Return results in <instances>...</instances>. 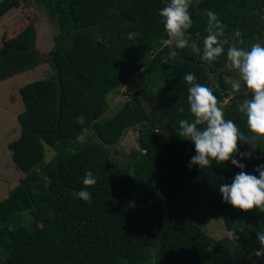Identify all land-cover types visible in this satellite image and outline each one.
Instances as JSON below:
<instances>
[{"label": "trees", "instance_id": "1", "mask_svg": "<svg viewBox=\"0 0 264 264\" xmlns=\"http://www.w3.org/2000/svg\"><path fill=\"white\" fill-rule=\"evenodd\" d=\"M20 1L29 0L0 1V18ZM31 1L56 23L53 47L44 56L54 73L19 88L24 104L17 116L20 133L8 148L25 175L0 200V264H240L228 234L214 238L196 220L209 210L220 215L227 233L256 237L264 230V213L244 212L223 201L218 186L230 184L241 171L231 161L189 168L195 146L180 137L179 120L192 119L183 76L195 73L197 82L213 88L226 119L246 133L237 106L249 94L242 82L233 92L226 80L235 75L226 66L228 45L216 62L203 61L196 49L203 48L208 10L225 26L230 45L245 50L253 43L264 45V0H192L189 46L174 57L158 15L166 0ZM111 19L122 20L116 37L120 45H132L126 56L100 37L103 29L99 37L94 33ZM35 38V27L28 23L2 40L0 79L43 62ZM143 84L153 87L157 112L143 107L138 92ZM122 86L131 100L103 118L107 94ZM225 93L230 98L224 103ZM135 127L138 148L120 165L113 159L116 145ZM85 131L93 138L71 150ZM44 144L58 149L48 161ZM239 151L251 152L250 158H236L243 171L258 176L264 143L254 151L241 143ZM89 171L97 181L87 189L91 203L74 195L84 188Z\"/></svg>", "mask_w": 264, "mask_h": 264}, {"label": "clouds", "instance_id": "2", "mask_svg": "<svg viewBox=\"0 0 264 264\" xmlns=\"http://www.w3.org/2000/svg\"><path fill=\"white\" fill-rule=\"evenodd\" d=\"M192 0H166L158 11L168 40L169 55L176 56L177 50L189 46L186 33L193 27V20L189 11ZM207 34L203 37V48L196 51L205 62H216L225 55L227 67L238 73V80L231 85L233 92H239L241 82L246 88L249 98H245L237 106L246 122L247 132L241 129L232 119H226L224 106L218 101L214 90L197 82L195 73L188 72L183 76L187 85V103L192 119H180V137H185L195 146V155L191 157L189 168L199 166L206 169L215 162L223 165L231 161L232 165L240 168L230 184L218 186V190L225 203L244 212L251 210L264 213V165H259L255 171L259 175L243 171L245 165L236 158H250L251 152L241 153L239 145L247 144L249 149L255 150L264 143V45L253 43L249 50L236 45H230L225 36V26L219 22L217 15L208 10ZM197 38L200 34L196 33ZM184 111L183 108L180 109ZM84 188L75 192L78 198L91 203L89 186L97 183L92 172H87L82 181ZM260 248L254 252L257 258L264 257V230L256 233ZM229 239H238L235 232H228ZM208 251H212L211 248Z\"/></svg>", "mask_w": 264, "mask_h": 264}, {"label": "rangeland", "instance_id": "3", "mask_svg": "<svg viewBox=\"0 0 264 264\" xmlns=\"http://www.w3.org/2000/svg\"><path fill=\"white\" fill-rule=\"evenodd\" d=\"M121 21V19L119 22L111 19L110 21H105L102 25H97L93 30L99 37L101 29H103L104 33L100 37H104L105 40L110 41L113 46L123 51L126 56V54L131 52L132 45L122 46L118 42L116 31L117 25L122 23ZM28 23H32L35 27L36 55L42 57L43 62L25 71H20L7 78L0 79V200L4 199L9 191L21 182L25 175L24 170L18 168L13 162L11 151L8 148V143L16 139L20 133V124L17 116L24 109V104L19 93V88L28 82L50 77L54 73L53 65L44 56L53 47L54 36L57 33L56 23L55 20L49 19L45 11L37 7L31 0L27 2L20 1L17 7L10 9L0 18V45L2 40L16 35ZM232 36L234 38L237 34L232 33ZM227 69L231 72L234 71L235 74L234 76L226 77L228 82L239 79L238 73L235 70L228 67ZM211 80L217 83V78L213 73L211 74ZM152 90V86L144 84L138 87V92L142 96L143 107L157 112V108L152 101ZM107 95L109 108L103 118L113 115L121 106L131 100L126 92V86L111 91ZM229 98V93H225L223 102L229 101ZM137 137L138 131L136 127L125 132L120 142L116 145L118 153L113 154V159L118 164L124 165L130 159V152L138 148ZM89 138H93L92 132L85 131L77 137L70 149L74 150L76 145H81ZM185 144L194 146L191 141ZM57 151L56 147L44 144L45 160H50ZM196 222L208 235L214 238H221L228 234L222 218L215 212L207 210ZM231 244L238 249L237 259L240 264H264V257L257 258L254 256V252L260 248L257 236L253 237L244 233L239 235L238 239H232Z\"/></svg>", "mask_w": 264, "mask_h": 264}, {"label": "water", "instance_id": "4", "mask_svg": "<svg viewBox=\"0 0 264 264\" xmlns=\"http://www.w3.org/2000/svg\"><path fill=\"white\" fill-rule=\"evenodd\" d=\"M0 1H2V0H0ZM236 46H238V47H239V45H238V44H236Z\"/></svg>", "mask_w": 264, "mask_h": 264}]
</instances>
